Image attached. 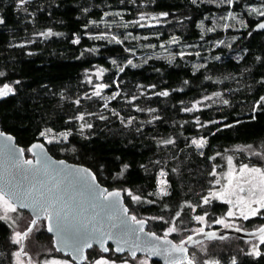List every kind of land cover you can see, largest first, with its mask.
Segmentation results:
<instances>
[{"label": "trees", "instance_id": "16d2710c", "mask_svg": "<svg viewBox=\"0 0 264 264\" xmlns=\"http://www.w3.org/2000/svg\"><path fill=\"white\" fill-rule=\"evenodd\" d=\"M260 2L264 0H233L231 5L220 0H28L25 11L17 8V0H0V87L13 88L0 97V129L15 136L25 158L32 156L26 151L29 145L41 140L53 156L91 168L108 188L130 189L155 201L133 203L123 191L137 218L170 220L179 211L175 223L205 213L213 221L225 205L216 199L204 204L203 197L216 186L224 157L237 145L264 139V107L256 104L264 96V29L254 28L261 16L250 9ZM162 12L168 15L160 16ZM141 14L145 20H139ZM49 29L61 35H38ZM101 34L105 38H90ZM113 35L121 43L112 41ZM76 37L78 44L72 42ZM173 37L175 44L170 43ZM98 68L106 70L99 79ZM101 83L108 87L100 96L92 95ZM163 91L169 95L155 94ZM215 92L221 96H213ZM114 94L115 99H107ZM205 96L212 99L203 100ZM197 100L202 101L198 111L183 110ZM81 115L84 120L75 119ZM197 117L206 126L200 127ZM82 123L92 127L81 131ZM48 128L70 135L47 143L39 132ZM200 138L207 140L203 149L191 143ZM168 139L174 142L161 143ZM125 164L128 168L117 177ZM162 170L168 194L158 197L154 194ZM45 222L41 219L33 227L54 244ZM263 222L264 211L239 226L254 229ZM165 226L160 220L147 223V229L158 234ZM178 234L169 236H186ZM230 238L240 245L246 242L238 236L211 240L225 243ZM108 247L114 257L128 254ZM14 248L10 227L0 220V264H13ZM240 249L235 264H264V247L260 256ZM95 250L100 249L93 246L86 256ZM149 258L153 264H165Z\"/></svg>", "mask_w": 264, "mask_h": 264}, {"label": "snow or ice", "instance_id": "6c2138e0", "mask_svg": "<svg viewBox=\"0 0 264 264\" xmlns=\"http://www.w3.org/2000/svg\"><path fill=\"white\" fill-rule=\"evenodd\" d=\"M197 0H192V3H196ZM227 3L231 5L233 0H220V3ZM28 3V0H17V8L24 9V5ZM252 12H257L255 8L251 9ZM257 14L261 17H264V11H259ZM108 15V13H105ZM113 15H120V13H114ZM160 16H167L168 13H160ZM229 16L232 19H236L234 15L229 13ZM146 17L144 14L140 15L139 20H145ZM151 19H156V17H151ZM4 23L0 19V24ZM133 23H139V21H134ZM240 23L243 25V21ZM127 25H125L126 27ZM144 25H141L143 27ZM246 26V25H245ZM87 27V25L85 26ZM225 28L229 27L228 24L224 25ZM257 28L264 29V22L259 23ZM207 31H214L213 28L207 29ZM38 35L42 37H51L54 35H61L60 33H54L51 29L41 32ZM93 39L105 38L103 34L99 36L90 37ZM111 40L117 44L121 43L116 36H112ZM74 44L80 42V38L76 37L73 41ZM170 43H177V38L173 37ZM218 43H223L220 41ZM90 51H95L91 49ZM180 55H183L181 53ZM112 63L115 65L116 61L113 60ZM128 64L132 65V61L128 60ZM135 67L136 65H132ZM199 67H203L200 65ZM105 69L98 68L95 72L97 79H99ZM119 72H123L124 68L119 67ZM3 73H0L2 76ZM88 82L91 83V76H88ZM17 83H19L17 81ZM187 83V82H185ZM108 85L97 84L95 85V91L92 93L94 96H100L101 90ZM153 88L155 85L152 86ZM13 92V88L9 84H4L0 87V97L8 96ZM159 96H168L169 92L163 91L155 93ZM114 94L112 97L107 99H115ZM213 96L220 97V92L213 93ZM133 100L136 99L135 96L132 97ZM212 97L205 96L203 100H211ZM79 103V100L76 101ZM224 104H227L228 101L224 100ZM202 104V101L197 100L192 103L191 107H185L183 110L185 112H194L198 111V106ZM258 107H264V96H261L260 99L256 102ZM107 107V102L104 105ZM140 110V109H137ZM149 111H155L154 109H149ZM118 115V113H117ZM77 120H84V116L75 117ZM100 119H105L101 116ZM158 119V117H154ZM197 124L200 127L206 125L201 124L199 118L196 120ZM132 120H128V124H131ZM209 123H216L215 121H210ZM91 128V124L82 123L80 125L81 131L84 128ZM226 127H231V125H226ZM69 132H60L54 133L52 129L48 128L39 132V137L44 138L48 143L59 142L61 140H67ZM0 138H3L0 141V149H2L9 157L10 166L12 169H15L16 172L20 173L23 177V180L17 181L15 177L4 178L0 177V220H10L12 217L10 213L17 212L18 208H31L33 212V218L30 221V226L26 231H14L13 235L10 237L13 244L19 245L20 250L12 253V256L15 257L16 264H24V261L21 260L22 255H27L24 251L23 242L27 239L35 229L33 226L37 225L41 219L47 221V231L54 232L56 239L55 243L63 246L64 249L69 250L70 254L73 255V258L78 261H86L87 264H129L127 257L119 259L109 258L103 255L98 256L95 259H89L85 256L84 250L87 248L93 247V242L99 244L100 251L102 253L110 252L109 247L105 246L107 240H113L116 242V247L114 252L122 253L127 247L128 255L135 259L137 252H145L147 256L160 255L165 258L167 264H182V261H186V264H194V261L186 255L187 249L183 246L184 241L181 240L179 245L172 244L168 237L170 234L177 232L178 228L175 221L180 217L181 213L176 212L175 216L171 217L170 220H165L163 216L156 217H147V218H137L136 215H129V210L127 207H122L121 201V191L102 189L98 184L95 183L96 176L93 175L87 169H70L67 172L64 169L57 167L58 165H63L64 161H52L50 160L45 151L44 144L36 142L33 143L26 151L34 153L38 159L35 163L31 159H23L25 149L18 148L13 143V137L6 135L4 132L0 131ZM174 141L171 139L163 140V144H172ZM192 145H195L198 149H203L207 140L205 138L192 139ZM250 147V146H249ZM202 154V153H201ZM254 155H260V153H253ZM219 155V153L217 154ZM228 164L232 165V157H227ZM128 168V165L125 164L121 168V172L117 174V177L123 174L124 170ZM175 171V170H174ZM233 169L230 168L227 176L229 177L228 185H224L220 191H209L207 196L203 197L204 204H210L212 199H224L229 197L225 202L231 205L225 216L217 218L214 220V223L223 226L224 228H233L235 227L236 231H241L242 229L239 226H236L234 222H226L225 217H242L244 220H248L250 217H255L264 211V168L260 167H250L248 164H241L239 168L240 175L242 180L237 181L233 187V181L231 179ZM55 173L57 176L60 175H70L78 180L79 183L86 185L89 189V196L91 199L100 207L106 210V221L102 225L91 222L87 218H79L75 222L69 218V212L67 210V205L61 201L53 193L59 190L58 184H53L51 188H45L43 182L41 184L35 185L30 183H24V180H27L29 176H37L41 174ZM215 166L213 172L210 175H215ZM247 174V175H246ZM167 173L163 170L159 173L160 179L158 180V191L154 194L156 196H165L167 192V181L163 179ZM216 184H219L220 181L217 179ZM248 185V196L238 195L236 200L233 201L230 197L235 195L236 188L240 192L244 191L243 185ZM128 197L131 198L133 203H147L154 204L155 201L148 200L141 195L133 193L130 189L123 190ZM152 195V194H150ZM184 207V206H182ZM235 209V211L233 210ZM195 210V209H193ZM207 215V213H205ZM195 220L203 222L205 220L204 215H197L194 217ZM149 220H160L168 224V227L163 232V235H157L155 232H145V226ZM197 233H203L204 228H198L194 230ZM258 239L262 244H264V226L257 229ZM209 238L216 237L215 232L206 234ZM188 241H192V237H187ZM219 239H225L224 236H220ZM61 248L57 247V251H60ZM179 254V255H176ZM249 255L260 256L261 252L259 251L258 245H253ZM29 264H34L33 261H29ZM40 264H70V261L67 260H57V259H48L40 262ZM137 264H148V259L139 260ZM205 264H208L206 261ZM212 264H219L218 261L212 262ZM235 264V260H233Z\"/></svg>", "mask_w": 264, "mask_h": 264}, {"label": "rangeland", "instance_id": "374dc122", "mask_svg": "<svg viewBox=\"0 0 264 264\" xmlns=\"http://www.w3.org/2000/svg\"><path fill=\"white\" fill-rule=\"evenodd\" d=\"M253 8H255L257 12L264 11V2H260L258 5L254 4L250 7V9H253ZM257 12H254V13L257 16H259ZM234 16L236 17V19H238L236 15ZM238 151H240L239 153L240 156L235 153ZM243 153L247 154L246 155L247 157L245 156V158H243L241 156V154ZM253 153H260V155H254ZM228 156L232 157L231 166L228 164V161H227ZM241 164H248L250 167L264 168V139L259 140L255 143H252L250 145H244V146L237 145L234 148H232L231 152L228 153L224 157L221 168H219V170L217 171V175H218L217 179L220 181V183L219 184L215 183L216 186L213 189H209V191H212V190L220 191L224 185H228L229 177L227 176V174L229 173L230 168L233 169L231 179L233 181L232 186L234 187L237 181L242 180V177L239 172V168ZM159 179L160 177L158 178V180ZM243 187H244L243 192H240L239 189L236 188L235 195H232L230 197L233 201L236 200V197L238 195H243L245 197L248 196V185L244 184ZM228 198L229 197H225L224 199H216L220 202H223L225 205V208L222 213L216 216V218L214 217L215 219L225 216L229 208L232 207L231 205L225 202ZM192 208L194 209L195 206H192ZM233 210L235 211V209ZM10 216L12 217V219L5 221L10 227V237L13 235L14 231L24 232V230H26L30 226V221L32 218H31V215L26 210H22L18 208L17 212L10 213ZM195 216L197 215L195 214ZM195 216H193L191 219L185 218L184 220H181L178 223H176L178 231L175 233L177 234L179 233L181 234V236H184V235H187L189 231L194 232L195 229H198L201 227L205 228L212 224L218 225L214 223V220H215L214 218H211V220L213 219V221H210L207 215H204L205 220L203 222L195 220L194 219ZM225 219H226V222H234L236 226H239L240 221L244 220L242 217H239L238 215L232 218L225 217ZM166 227H168V224H166V226L161 231L162 234L164 230L166 229ZM34 229H36V227H34ZM243 240H246V242L242 245L239 244L238 240H235V239L231 240V238L225 241V243L214 242L211 239L201 241L200 243L198 242L193 249H190L189 258L194 261V264H205L206 261L208 262V264H212V262L214 261H218L219 264H229V263H233V260H236L240 246H241V249H244L248 253L251 252L253 245H258L259 251H261V248L264 247V244L260 242L258 237L253 238V239H243ZM19 248L20 246L15 244V248L12 250V253L15 251H19ZM24 251L30 255L29 261H33L34 264H40V262L44 260H48V259L67 260V261H70V264H87L86 261L78 263L74 259L69 257L67 254H63L57 251L50 238H47V237L40 238L38 232L35 230L32 233H30L27 239L24 240ZM100 255L113 258V259H117L118 261L121 258L127 257L129 260V264H137L139 260H143L147 258L148 264H153L150 258L145 254H137L134 259L131 256H128V254L125 256L123 255L122 257H114L113 254H110V253L105 254V253H102L100 250H95V254L94 253H91L90 255L88 254L87 257H89V259H95ZM21 260L24 261V264H29L26 255H22ZM12 263L16 264L15 257L13 256H12Z\"/></svg>", "mask_w": 264, "mask_h": 264}, {"label": "water", "instance_id": "95a60500", "mask_svg": "<svg viewBox=\"0 0 264 264\" xmlns=\"http://www.w3.org/2000/svg\"><path fill=\"white\" fill-rule=\"evenodd\" d=\"M264 22V17H261L254 25V28L257 30H263V29H259L257 28V25L259 23ZM0 131L4 132L6 135H9L11 137H13V143L18 147V148H22L21 145H19L16 142L15 136L12 135L11 133H8L4 130ZM3 138H0V141H2ZM42 143L44 144V151L47 155V157L52 160V161H64L63 165H58L57 167L64 169L65 172H67L70 169H74V168H78V169H87L89 170L93 175L96 176V174L94 173V171L83 165V164H78V163H74V162H70L64 158H57L55 156H53L50 151L48 150L46 144L44 142H42L41 140H35L33 141L29 147L33 144V143ZM23 159H31L33 160V162L35 163L36 159H38V157L32 153L31 157L25 158V155H23L22 157ZM0 177H4V178H12L15 177L17 181L23 180V177L20 173L16 172L15 169H12L10 166V160L8 155L6 154V152H4L2 149H0ZM24 183H30V184H35V185H40L41 182H43V186L45 188H51L53 184H58L59 185V190L54 192L53 194L56 195L61 201H63L66 205H67V210L69 212V218L73 220V222H75L77 219L79 218H87L89 219L91 222L96 223L98 225H102L104 224L106 221V210L103 209L102 207L98 206L89 196L88 192L89 189L86 185H83L81 183L78 182V180L76 178H74L73 176L70 175H60L57 176L55 173H49V174H41V175H37V176H29L27 178V180L23 181ZM96 184L99 185L100 188L102 189H108L109 191L112 190H120L121 191V201H122V207H127L125 203V199H124V195H123V191L121 189L118 188H108L106 185L102 184L99 182V180L96 177ZM22 210H26L33 218V212L31 208H19ZM129 210V209H128ZM129 215H133L132 213H130L129 211ZM46 225V230H47V221L45 222ZM264 226L261 225L257 228L254 229H245L241 226H239L242 230L241 231H236L235 227L233 228H224L223 226H218V227H214V228H204V232L203 233H197V232H191L189 234H187L186 236L182 237L179 240H174L171 236L168 237V240H170L172 242V244L175 245H179L180 241L183 240L184 243V247L187 249V253L186 255L190 256V247L194 244H197L198 242H201L205 239H219L220 236H224L225 238L231 237V236H238L242 239H253L258 237V233H257V229ZM145 232H155L153 230H149L147 229V224L145 226ZM211 232H215L216 233V237L213 238H209L206 234L207 233H211ZM52 235L53 241H55L56 236L54 232H49ZM156 233V232H155ZM157 235L162 236V234H158ZM191 236L192 237V241H188L187 237ZM111 245L113 250L116 247V242L113 240H107L105 242V246L108 247V245ZM24 245V242H23ZM55 248L57 249V247H60L61 250L59 252L63 253V254H67L69 255L72 259L73 255L70 254L69 250L64 249L63 246L59 245L58 243H55ZM93 246H97L98 248H100L99 244L93 242ZM90 248H87L84 250V254L86 256V252L87 250ZM20 250V248H19ZM124 252H128L127 247H125V251ZM122 252V253H124ZM137 254H145L147 255V253L145 252H137ZM179 255V254H176ZM27 260L29 262L30 259V255L27 254ZM149 257V256H148ZM151 258H155L165 264H167V261L165 260V258L163 256L160 255H155V256H151ZM75 260V259H74ZM78 263H81L83 261H78L75 260ZM185 262V261H182Z\"/></svg>", "mask_w": 264, "mask_h": 264}, {"label": "flooded vegetation", "instance_id": "af4514ba", "mask_svg": "<svg viewBox=\"0 0 264 264\" xmlns=\"http://www.w3.org/2000/svg\"><path fill=\"white\" fill-rule=\"evenodd\" d=\"M263 224H264V222H263L261 225H263ZM261 225H260V226H261ZM258 227H259V226H258Z\"/></svg>", "mask_w": 264, "mask_h": 264}, {"label": "bare ground", "instance_id": "6f19581e", "mask_svg": "<svg viewBox=\"0 0 264 264\" xmlns=\"http://www.w3.org/2000/svg\"><path fill=\"white\" fill-rule=\"evenodd\" d=\"M100 249V248H99Z\"/></svg>", "mask_w": 264, "mask_h": 264}]
</instances>
